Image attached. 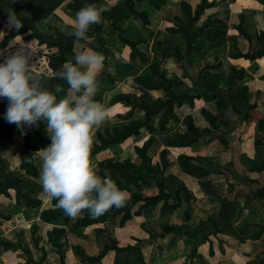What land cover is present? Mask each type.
I'll list each match as a JSON object with an SVG mask.
<instances>
[{
    "label": "trees",
    "instance_id": "trees-1",
    "mask_svg": "<svg viewBox=\"0 0 264 264\" xmlns=\"http://www.w3.org/2000/svg\"><path fill=\"white\" fill-rule=\"evenodd\" d=\"M142 0H0V28L3 26L6 18L16 7H23L30 11L29 14L24 12H17L19 19L23 26L18 30L12 28L0 41V49H4L15 38L24 37L26 41L36 42L38 48L45 50V59L47 62L43 63L40 60V65L36 67L38 71L46 74V78L42 80V87L52 91L58 99L66 96L68 91L67 82L55 78V73L59 71L63 64L67 61L75 63V56L84 49H92L101 53L104 57V65L98 75L99 82L109 81L113 83L115 77L107 72L106 67L109 65L113 50L107 45L108 27L111 26L113 31L118 35L120 41L130 50L129 59L138 60L142 64L150 67L148 73L137 75L135 77L136 83L142 90L132 93H121L115 95L111 102H122L131 107L129 117L132 118L135 111L140 110L141 116L137 119L119 127H103L97 131V143L91 149V162L94 164L95 158L107 151L114 144H120L128 141L133 137L141 135L142 130L149 133L142 144L135 146V154L140 159L139 163L128 160H107L99 162L97 165V173L100 176H110L112 180L121 188L127 190L131 195L127 200L125 206L121 208L113 207L106 214L93 219L88 214L85 217L78 218L73 221L64 215L63 211L57 208V201L52 199L51 206L44 208L41 212V219L46 223L63 222L65 226L55 227L48 235L49 242L58 250L61 258L65 260V250L63 238L67 234V227L73 226L76 230L90 228L93 226L105 225L109 215L113 213L115 218H119V227H124L134 217H138L147 208H154L163 205V211H176L183 203H191L193 201V193L185 183H180L176 191V197L173 199L165 189V181L169 178L176 179L171 175H167L174 164L179 166L180 171L193 179L200 182L202 189L209 193L210 183L205 180L209 175L217 169L211 164L199 160L192 149L200 145L202 140L211 133L223 131L224 128L231 122L232 116H238L240 119L248 120L249 112L255 105L251 104V95L248 93L247 87L241 88L235 94H230V89L237 79L241 80L244 76V70L237 67H231V72L225 78L217 74H212L207 83L202 82L203 72L214 70L217 64L210 60H206L203 55V50L206 43L210 45L223 46L228 42V36L224 29L223 23L219 18L218 13L206 15L208 9H213L218 6L216 1L201 0V2L194 7L190 2L183 1L181 3L182 15L177 16L172 25L166 28V32L171 35L179 36L185 39L186 52H181L180 44L173 45L169 39L160 40L157 42V47H164L171 55H174L179 61H184L185 64L197 60L199 65L203 63L200 71L190 75L192 80V87L184 88V78L176 76L175 73L169 72L166 69H160V63H149V59L139 45L144 40H132L126 35V31L121 26V23L129 18H136L143 22L145 28L151 25L150 15L146 10L137 8L138 3ZM65 4H69L70 12L76 14L78 10L88 4H94L97 7L107 8L108 11L103 13V23L100 25H93L87 33L86 40L77 41L75 37L67 35L66 32L58 31L57 35L47 34L40 28L47 19L52 17L57 9H60ZM167 4V0H155L153 8L156 10L162 9ZM206 15V16H205ZM71 29L69 28V31ZM240 30L244 32L242 27ZM245 33V32H244ZM90 40H92L90 42ZM232 48H235L234 44ZM233 57H244L249 60L256 59L264 55V48L256 53H232ZM5 58L0 57V63ZM219 60V59H218ZM187 65V66H188ZM198 65V66H199ZM191 67V66H189ZM200 67V66H199ZM190 70V69H189ZM191 71V70H190ZM184 76L188 77L185 73ZM60 86L63 91L56 92L57 86ZM152 90H160L164 93L163 97L149 100V92ZM204 99L206 102L213 103L215 107L202 108L201 114L208 123L206 127L197 124L195 118L189 115L186 118L185 132H178L173 138L167 141L165 147L161 150L160 162L153 164L149 150L155 144L158 131H166L167 125L171 120L180 121L176 113V109L183 105L193 107L197 100ZM0 100H5L1 98ZM8 108V101L0 102V143H9L16 146L18 140L22 141V149L19 150V175L6 179L5 164L0 154V200L1 198L9 199L23 209H39L42 208L43 202L39 198L43 192V188L36 186L34 179L40 178L39 169V155L40 149L33 143V136L36 127H40L44 134L47 144L50 145L51 140L46 132L43 120L39 122L38 126L25 127L20 130L15 124H10L5 119V113ZM157 116L159 119L156 120ZM259 129L264 135V119L259 122ZM26 132V134H22ZM262 144L264 145V139ZM181 148V152L175 161L169 158L172 150ZM264 170V164L255 168L253 171ZM218 172H222L218 170ZM158 175L162 177L159 184V194L153 197H145L143 194V186L145 178L148 176ZM260 181L250 180L249 184H256ZM250 186V185H248ZM234 187V186H233ZM215 198H219L216 193H213ZM249 196L252 199H260L264 202V187L251 188ZM142 204L137 211L135 208ZM237 204H229L227 210L219 212L218 220L211 221V232L217 235L218 233H229L232 231L237 236H250L252 241H262L264 250V226L263 224H245L234 228V222L239 217L241 211ZM10 217L2 210L0 202V224L9 221ZM250 227V228H249ZM244 228L246 230H244ZM36 228L32 230V242L38 243L39 240L34 239ZM161 236L167 233H172L175 236L185 234L190 238L194 235L181 227H171L168 225H161ZM98 232L107 235L108 244L104 247L102 252L97 257H89L81 249H77L80 258L89 263H100L111 252H116L117 262L115 264H127V258L130 253L135 251V248L127 247L120 248L117 241L113 239L111 234L105 227L99 229ZM248 232L250 235H247ZM208 241V236L205 237ZM245 240V239H243ZM23 241V240H22ZM0 247L5 251L21 250L25 251L28 256L29 264H43L44 260L35 262L32 258V252L28 245L22 242L17 244L0 239ZM264 255V253H263ZM121 257V258H120ZM120 258V259H119ZM264 258V256H263ZM250 264H264V259L258 258L250 262Z\"/></svg>",
    "mask_w": 264,
    "mask_h": 264
},
{
    "label": "crops",
    "instance_id": "crops-1",
    "mask_svg": "<svg viewBox=\"0 0 264 264\" xmlns=\"http://www.w3.org/2000/svg\"><path fill=\"white\" fill-rule=\"evenodd\" d=\"M183 1L190 2L194 7L201 2V0H167V4L162 9L156 10L153 8L155 0H142L138 3L137 8L146 10L150 14V27L145 28L143 22L136 18H129L121 23V26L124 28L129 38L132 40H144L139 47L141 51L146 53L149 63H152V61L163 62L166 60L165 56L168 57V63L175 64L178 62L166 48L157 47V42L165 39H169L173 45L181 43V41L183 42V39L179 36L171 35L165 31L168 26L173 24L177 16L182 15L181 3ZM210 1H216L218 6L213 9H208L206 15L212 13L219 14L218 16L223 23L221 27L227 33L229 40L225 45L220 47L206 43L207 45H205L203 55L206 60H210L214 62V64L216 63L217 68L205 71L203 75L210 79L212 74H217L222 77L224 82L225 78L231 72V67H237L238 69L243 68V79H237L235 81L233 87L230 89V94H235L239 89L247 87L248 93L251 95V104L255 105L249 112L248 120L240 119L235 115L232 116L231 122L223 131L211 133L202 140L200 145L192 149V152H194L199 160L207 162L217 169V171L211 173L209 177L205 179L210 183V194H207L202 189L198 180L184 175L180 171L179 166L174 164L167 172V175L176 176V179H167L164 189L175 199L176 191L180 183H185L193 193V201L190 204L183 203L176 211H163L162 204L154 208H147L141 215L134 217L124 227H119V218H115L113 213L109 215L104 226H93L76 230L70 225L67 227V234L62 241L65 246V260L61 258L58 250L48 240L49 233L55 227L65 226L64 223H46L41 219L42 210L51 206L53 198L43 199L41 195L44 192H42L39 198L42 200L43 206L39 209H23L16 204H12L13 202L11 200L6 199L9 201V207H6L8 208L6 210V215L10 217V220L0 224V239L13 242L15 239L7 237L6 235L11 234L16 228L25 230L32 226L38 230L40 226L43 233H38L35 237V240H39V242L31 243L29 244L30 246H28L35 262L43 258V264H115L118 258L116 252L108 254L100 263L85 262L78 257V252H76L77 249H81L87 256L93 258L97 257L108 244L107 235L98 232L99 229L105 227L113 239L117 241L120 248H135V251L130 253L127 258V264H250V262H253L252 259L248 257L250 252H246L245 249L239 251L241 257L237 254L239 246L237 244V239L243 236L242 239L246 237V242H251L250 236L247 237L243 235V233L237 236L239 232L235 234L232 231L214 235L212 234L213 232H211V221L215 219L218 220L219 212L228 209L225 205L226 203H238L236 206H238L241 211L239 212L237 221L234 222V228L245 224H263L264 222L263 200L252 199L249 196L251 188L257 189L264 187V170L257 172L253 171L255 168L264 164V145L262 144L264 135L259 129V122L264 119V55L253 60L244 57H233L231 55V52H242L245 54L256 53L264 48V0ZM175 8L176 11H174ZM172 13L173 16L171 15ZM159 15L162 16V20L156 21L155 18ZM240 27H242L245 33L240 30ZM178 37L180 41L176 42ZM233 44L235 48H232ZM107 45L112 48L113 53L106 70L116 79L113 83L109 81L99 82L95 100L97 98L96 101L111 109V118L93 129V145L97 143V131L99 129L106 126L111 128L117 126L121 127L131 120L137 119L142 114L140 110H137L133 117L130 118L129 111L131 107L122 102L112 103L111 100L117 94L132 93L142 90L136 83L135 77L137 75H142L146 66H143L141 62L138 64V60L132 62V60L129 59L130 50L120 41L118 35L113 32V29L110 31L109 28L107 33ZM180 47L181 52L185 53L186 44L185 51L182 50L183 45L180 44ZM187 62L190 63L189 66L191 67L185 64V68L179 71L172 65L169 67L164 66V68L169 72L177 74V76L185 77L183 79L185 83L184 86L187 85L188 87H192V80L189 78L190 75L188 72H192V74L196 75L195 73L201 70L203 63L199 65L196 59L195 61ZM198 65L200 69L196 68ZM178 72H180V74H178ZM185 73L188 74V77L184 76ZM149 94L148 101L163 97L164 95L160 90H152ZM212 106L213 103L200 99L195 102L193 107L183 105L177 108L176 113L180 121L171 120L167 125L166 131H158L156 134L157 140L150 149V155L153 157V164L156 165L160 160L157 156L152 155V149L155 146L158 147L161 145L159 148L161 147V149H163L167 141L173 138L178 132H185V121L189 115H192L194 118L196 117L195 120H197L199 119L198 115L201 114L202 108L213 109ZM184 111L186 112L184 113ZM113 118L122 120L123 122L110 125L113 120H115ZM202 118L205 120L203 116ZM158 119L159 116H157L156 120ZM207 125L202 127H206ZM44 126L46 127L45 122ZM36 134L39 136V143L36 145L34 143V145L41 150L43 149L41 143L44 145L47 144L45 134L40 127L35 128L33 140ZM42 135L44 136V141L41 140ZM148 135L149 133L147 131L142 130L140 135L141 138L138 140L144 141ZM136 137L128 141L130 142V140L132 141V139ZM126 142L114 144L109 151L98 155L94 160V168L97 169L99 162L107 160H125L124 155L121 157H119V155L114 157L112 153H114L113 149L116 148V146H126ZM47 146H49V144H47ZM174 150L177 151V155L183 152L181 148ZM174 150H172L171 153ZM133 154L137 158L136 160H139L135 154V146L133 148ZM128 159L130 158H126V160ZM132 162L137 163L135 160H132ZM41 164L42 161L39 157V169H41ZM218 170L222 172H218ZM242 170L246 173L245 176L242 175ZM19 174V165L15 174L11 173L9 166L5 165V177ZM250 180H257L260 182L252 185L249 184ZM34 181L36 185L42 187L40 178L34 179ZM161 181V176H148L143 186L144 196H157L159 194V184ZM241 184H244L243 189L239 188ZM231 190L236 191L239 195L235 194L229 198V191ZM213 193H216L219 198H215ZM2 200L3 198H1L0 202ZM3 202L4 201L1 202V205L4 209ZM141 205L142 204H139L135 208V211H137ZM87 214L88 213L85 211L82 217H85ZM8 223L12 225L15 224L10 233L9 231H5L9 226ZM161 225L181 227L194 235V238H190L185 234L175 236L172 233L161 236ZM244 230L246 229L244 228ZM247 235H250V233L248 232ZM206 236H208V241L205 240ZM25 239H29L27 234ZM260 241H254L253 243L256 245L258 244V247L261 248L260 245L262 242ZM20 251L21 250L5 251L3 247H0V264H29L28 256L26 255L27 258L23 261L24 259L22 260L20 257ZM259 253L262 255L264 250L262 249ZM258 258L259 257L254 258V261Z\"/></svg>",
    "mask_w": 264,
    "mask_h": 264
},
{
    "label": "clouds",
    "instance_id": "clouds-1",
    "mask_svg": "<svg viewBox=\"0 0 264 264\" xmlns=\"http://www.w3.org/2000/svg\"><path fill=\"white\" fill-rule=\"evenodd\" d=\"M106 11L94 4L81 8L66 25L71 29L67 35L86 40L90 28L103 23ZM9 25L18 30L23 23L10 13ZM104 60L101 53L84 49L76 54L75 63L65 62L55 73L69 86L60 99L42 87L46 74L35 68L29 49L21 46L0 63V98L8 101L5 119L20 130L45 122L51 143L37 152L42 161L40 184L73 221L85 211L96 219L113 207L121 208L131 195L110 176L98 175L90 159L93 129L111 118V109L95 100ZM55 91L63 89L58 85Z\"/></svg>",
    "mask_w": 264,
    "mask_h": 264
},
{
    "label": "rangeland",
    "instance_id": "rangeland-1",
    "mask_svg": "<svg viewBox=\"0 0 264 264\" xmlns=\"http://www.w3.org/2000/svg\"><path fill=\"white\" fill-rule=\"evenodd\" d=\"M146 6V5H145ZM152 9V8H151ZM24 12V13H26V14H29L30 13V11L28 10V9H25V8H23V7H16L15 9H13V12H11V14H13L15 17H17V18H19L18 17V15H17V12ZM174 11H176V8H175V10ZM150 15V14H149ZM172 16H173V13L171 14ZM74 17H75V14L74 13H72V12H70V10H69V4H65L63 7H61L60 9H57V11H56V13H55V15H53L52 17H50L49 19H47L43 24H40V28H41V30H43L44 32H46L47 34H55V35H57V33H58V31H62L61 29H62V27L63 28H66V25L68 24V22H70L72 19H74ZM155 20L156 21H159V20H162V16H158L157 18H155ZM12 28H14V27H12V26H10L9 25V16L6 18V21L4 22V24H3V26L0 28V41L8 34V33H10V31L12 30ZM109 28V30L110 31H112V27L111 26H109L108 27ZM67 31H69V28H66V30L65 31H63V32H66L67 33ZM108 31V30H107ZM161 31V30H160ZM114 32V31H113ZM115 33V32H114ZM113 34V33H112ZM116 34V33H115ZM163 35V34H162ZM92 40H90V42H91ZM177 41H180V38L178 37L177 39H176V42ZM31 43V44H30ZM178 44V43H177ZM179 44H181V45H183V51H185V39L183 40V42L181 41V43H179ZM21 46H23L25 49H29L30 50V54L32 55V57H33V63H34V66H35V68L37 67V66H39L40 65V60L44 63H46L47 62V60L45 59V56H46V52L48 53V50L49 49H45V50H42V49H40V48H38V45H37V43L36 42H33V41H26L25 39H24V37H18V38H15L12 42H10L4 49H0V57H3V58H6L11 52H14L15 50H17L18 48H20ZM174 56V55H173ZM175 57V56H174ZM165 59L166 60H164L163 62L161 61V62H159V61H152V62H158V63H160V69H165L164 68V66H167V67H169V66H175L174 68H176L178 71L179 70H181V69H184L185 67H184V65H185V62L184 61H178L177 59H176V57H175V60L176 61H178L177 63H168V57L167 56H165ZM171 59H174V58H171ZM138 64H140V61H138L137 62ZM162 63H163V65H162ZM142 66V65H141ZM140 66V67H141ZM143 66H144V64H143ZM146 66V65H145ZM177 66V67H176ZM189 66V65H188ZM142 68V67H141ZM197 69H200V67L198 66V67H196ZM149 69H150V67H148V66H146V69H145V71L143 72V74H145V73H148V71H149ZM169 69H171V68H169ZM196 71V70H195ZM142 74V75H143ZM178 74H180V72H178ZM176 76H177V74H176ZM209 81V79L208 78H206V76H204L203 75V79H202V82L203 83H207ZM185 84V83H184ZM188 86L186 85L184 88L186 89ZM238 91H240V89L238 90ZM66 95H67V93H66ZM65 97V96H64ZM1 99V98H0ZM96 100H97V98H96ZM0 102H7V100L5 99V100H0ZM201 104V103H200ZM198 106H202V105H198ZM106 107V106H105ZM212 107H215V105L213 104V106ZM177 110V109H176ZM197 111V110H196ZM186 111H184V113H185ZM196 118V117H195ZM198 118L199 119H197L196 120V122H197V124L198 125H200V126H205V125H207V123H206V121L205 120H203V118H202V115L201 114H199L198 115ZM113 119H115V118H113ZM112 121V120H111ZM117 122H120V123H122L123 121L122 120H119V119H115V120H113V122L110 124V125H114V124H116ZM145 135V134H144ZM143 135V136H144ZM38 138H39V136L36 134V136H35V139L33 140V143H35V145L36 144H38L39 143V140H38ZM141 137L139 136V137H136V138H134V139H132V141L130 140V142L129 141H127L125 144H127L126 146H124V145H121V146H116V148H114L113 149V152L116 154H114V153H112V156H117V155H119V157H121L122 155H124V158H125V160H126V158H130V159H132V160H135V161H137V163L138 162H140V159L139 160H136L137 158L135 157V155L133 154V148H134V146H136V145H139V144H142L144 141L142 140V141H139L138 139H140ZM41 140H43L44 141V136L42 135V138H41ZM41 145H42V147L43 148H46L47 147V144H42L41 143ZM44 145V146H43ZM159 146H161V145H159ZM159 146L157 147V146H155L153 149H152V155H154V156H157L159 159H160V154H161V147L159 148ZM22 147H23V145H22V141L21 140H18L17 141V143H16V146H14V145H10L9 143H0V154H2V158H3V160H4V164L5 165H7V166H9V169H10V172L11 173H13V174H15L16 172H17V168H18V165H19V155H18V152H19V150H21L22 149ZM153 147V146H152ZM151 147V148H152ZM132 148V149H131ZM174 152V153H173ZM172 153H170V155H169V158L172 160V161H175L176 159H177V157H178V155H177V151H173ZM149 154H150V150H149ZM137 156V155H136ZM138 157V156H137ZM153 158V157H152ZM117 159V158H116ZM155 161H156V159H155ZM159 162H160V160H159ZM95 170H96V168H95ZM97 171V170H96ZM243 171V176H245L246 175V173L244 172V170H242ZM14 175H12V176H6V179H8V178H11V177H13ZM176 177V176H175ZM147 178V177H146ZM145 178V179H146ZM35 182V181H34ZM177 182H179V181H177ZM36 183V182H35ZM36 186H38V185H36ZM245 186H247V185H245ZM243 187H244V184H241V185H239V188H242L243 189ZM247 191V190H246ZM230 193V196H229V198H231L232 196H234L235 194L236 195H239V194H237V192L236 191H234V190H231V191H229ZM42 197H43V199H51V198H49V196H47V194L46 193H43L42 195H41ZM2 201H4L3 203H4V209L2 208V210H3V212H5L6 214H7V209L8 208H6V207H9L8 206V204H9V201L8 200H4V198H3V200ZM1 201V202H2ZM13 202V201H12ZM10 203H11V201H10ZM7 204V205H6ZM12 204H15V202H13ZM227 207L229 206V204L228 203H226L225 204ZM11 206V205H10ZM264 221V220H263ZM262 221V222H263ZM9 224V226L5 229V231H9V233H10V231H12V229L14 228V226L13 225H15V224H11V223H8ZM263 226H264V222H263ZM43 227V226H42ZM42 228L39 226V228H38V230H35L34 232H35V234H34V239H35V237L37 236V234L39 233H41L42 232V230H41ZM32 230H33V227L31 226V227H29V228H26L25 230H22V228H16V230H13L12 231V233L11 234H8V235H6L7 237H12V238H14L15 239V241H13L14 243H17V244H22V242L24 241V243L26 244V245H28V246H30L29 244H31V242H32ZM43 233V232H42ZM26 234H27V236H28V240H26L25 239V237H26ZM243 238V236L242 237H240V238H238L237 239V244L239 245L238 246V251H237V254L241 257V254H240V250H242V249H245V251L246 252H250V255L248 256V257H250V259H252V261H254V258H257V257H259V258H261V259H264L263 258V254L262 255H260V251L263 249L262 248V244L260 245V247L261 248H259L258 247V244L256 245V244H254L253 242L254 241H249V242H246V237H244V239L245 240H243L242 239ZM23 240V241H22ZM49 240V239H48ZM263 240H261L260 242H262ZM43 242V241H42ZM42 242H41V244H42ZM253 243V244H252ZM245 246H246V248H245ZM77 252V251H76ZM20 253V257L22 258V260L23 261H25V258H27V254H26V252L25 251H20L19 252ZM261 257H260V256ZM78 257L80 258V256L78 255ZM242 259H244V258H242ZM21 264V263H20Z\"/></svg>",
    "mask_w": 264,
    "mask_h": 264
}]
</instances>
